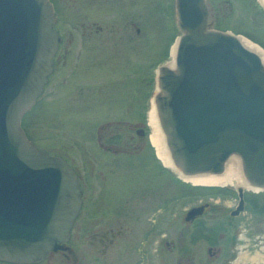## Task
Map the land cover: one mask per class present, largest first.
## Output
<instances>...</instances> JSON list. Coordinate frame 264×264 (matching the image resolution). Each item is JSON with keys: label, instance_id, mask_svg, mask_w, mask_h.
I'll return each mask as SVG.
<instances>
[{"label": "water", "instance_id": "water-1", "mask_svg": "<svg viewBox=\"0 0 264 264\" xmlns=\"http://www.w3.org/2000/svg\"><path fill=\"white\" fill-rule=\"evenodd\" d=\"M174 14L173 66L160 65L155 76L158 126L178 179L219 176L230 157L239 160L248 188L234 187L235 216L244 190L264 191V64L238 36L211 29L205 0H174ZM54 23L48 0H0V262L7 264H38L62 249L81 204L73 170L21 128L53 70ZM208 207H191L183 221Z\"/></svg>", "mask_w": 264, "mask_h": 264}, {"label": "rangeland", "instance_id": "rangeland-1", "mask_svg": "<svg viewBox=\"0 0 264 264\" xmlns=\"http://www.w3.org/2000/svg\"><path fill=\"white\" fill-rule=\"evenodd\" d=\"M51 1L56 9L58 28L63 39L59 56H64V59L55 65L54 72L35 105L23 116L21 128L37 149L45 151L49 156L66 159L78 171L81 188L86 190L87 162L97 127L106 123H132L137 118L135 115H142L140 122L143 123L144 113H147L148 121L151 109H155L153 96L157 91V67L170 62L174 41L180 35L175 25L174 0H139L135 4L114 6L109 4L108 24L121 30L126 28L128 22H133L139 28L140 36L136 38V44L133 41L130 44L124 41L117 43L111 37L107 48L108 62L103 67L88 61L85 53L88 42L80 40L78 24L88 28L92 21L87 16V5L74 0ZM205 4L211 29L229 32L245 39V36H249L264 46V4L261 0H205ZM137 44L139 45L135 47ZM76 53L81 54L78 68L75 67L74 60ZM151 171L152 168L148 167L145 171L139 169L133 174H125L124 181L131 187L137 182L143 184L150 180L155 185ZM161 172L159 170L158 174H162ZM173 175L174 199L180 198L182 192H189V195L206 192L193 189L205 186L194 185L183 177L180 180L176 172ZM236 185V179H232V183L225 186H206L227 190V194L213 197L192 196L186 202L179 200L171 216V241L175 245L179 241L183 210L188 207L208 203L210 211L203 219L226 221L229 210L236 202ZM244 192L247 198L253 196L250 190ZM259 196L262 198L259 205L264 208V194ZM248 211L246 208L235 221L237 242L233 253L231 250L225 251L223 264H264V216L254 223ZM142 225L138 224V229ZM128 226H133V223ZM187 236H183L181 248L173 247L172 254L168 256L170 261L173 264H185L184 259L188 258L191 264H214L205 255L208 245L202 240L193 243ZM139 242L133 240L122 243L118 254L107 264L140 263L139 253H135ZM149 249L156 250L155 244ZM157 249H162L161 242ZM90 258L86 259L85 264H103ZM158 258L159 256L156 264H160ZM41 264L64 263L52 258Z\"/></svg>", "mask_w": 264, "mask_h": 264}, {"label": "flooded vegetation", "instance_id": "flooded-vegetation-1", "mask_svg": "<svg viewBox=\"0 0 264 264\" xmlns=\"http://www.w3.org/2000/svg\"><path fill=\"white\" fill-rule=\"evenodd\" d=\"M49 1L55 17L52 29L58 35L60 42L53 57V70L47 83L54 72L55 65L64 59V56H59L63 39L58 28L56 9L52 1ZM74 1L86 4L87 13H89L87 16L92 19L88 28L81 23L78 24L80 40L85 39L88 42L85 53L90 63L100 67L106 66L104 63L108 62L107 48L111 37H114L117 43L124 41L130 44L133 41L136 44L138 42L139 28L135 23L128 22L126 28L120 30L108 24V17L109 4L113 6L135 4L139 0ZM76 15L79 14L76 13ZM80 59L81 54L76 53L74 58L76 68L79 66ZM144 114L143 123L140 122L142 115H135L137 118L132 123L119 122L113 125L106 123L97 127L87 162L88 188L86 190L81 188L78 171L66 159L60 157L76 175L81 191V204L67 242L60 245L62 249L49 252L46 259L38 264L48 262L52 258L64 264H85L88 257L107 264L118 254L117 251L122 243L133 240L140 241L138 247H135V253H139L140 258L138 264H156L158 256L160 264H173L168 256L172 254L171 250L174 246L182 247V238L187 235L193 243L202 240L208 245L205 249L208 261L223 264L222 258L225 256V251L231 250L233 253L237 242L235 221L241 213L247 208L249 217L254 223L264 216V208L259 205L262 199L259 195L264 194V191H251L253 196L250 198H247L246 192H243V211L232 216L231 213L238 202L236 196L235 205L229 210L228 219L224 222L203 219L210 208L191 222H184V215L191 208L188 207L183 210L181 218L183 227L179 234V241L175 245V242L170 239L173 223L171 216L175 211L176 203L179 200L186 202L190 196L189 192H182L180 198L174 199V171L170 165L165 166L156 153L157 149L152 142L154 131L150 117L147 121V113ZM148 167L152 168L151 174L154 176L155 185L151 180L143 184L137 182L132 187L126 185L125 174H133L139 169L145 171ZM159 170L162 171L160 175ZM134 222L143 225L138 229V224ZM130 223H133V226H128ZM160 242L162 249L159 251L157 247ZM153 244L156 250L149 249ZM184 262L191 264L188 258L184 259ZM0 264L7 263L0 262Z\"/></svg>", "mask_w": 264, "mask_h": 264}, {"label": "bare ground", "instance_id": "bare-ground-1", "mask_svg": "<svg viewBox=\"0 0 264 264\" xmlns=\"http://www.w3.org/2000/svg\"><path fill=\"white\" fill-rule=\"evenodd\" d=\"M264 4V0H261ZM238 40L241 43V45L246 48L247 50L255 53L259 58L261 59L262 63L264 64V51L257 45L251 43L249 40L238 36ZM173 56H174V48L172 51V62L166 63V66L171 68L173 66ZM150 117V123L153 128V136H152V142L154 146L157 149V154L160 157L161 161L165 166H169V158L168 154L165 149L164 141L162 134L160 132L157 118H156V112L155 109L152 108L149 114ZM232 158V159H231ZM171 166V165H170ZM173 171L178 174L176 169L172 167ZM232 179H236L237 185L239 187H242L243 189L248 188L244 181L242 180L241 174H240V164L239 160L233 157H230L226 164H225V170L222 175L219 176H197L192 178H186L188 182L194 184V185H201V186H225L227 184L232 183Z\"/></svg>", "mask_w": 264, "mask_h": 264}, {"label": "trees", "instance_id": "trees-1", "mask_svg": "<svg viewBox=\"0 0 264 264\" xmlns=\"http://www.w3.org/2000/svg\"><path fill=\"white\" fill-rule=\"evenodd\" d=\"M247 39H249L251 42L256 43L258 46H260L263 50H264V46L258 42H256L255 40H253L251 37L249 36H245ZM196 190H202V191H206V192H197V194L194 195H189L190 197L192 196H199V197H203V196H216V195H220V194H227V190H222V189H216V188H206V187H198V188H193ZM220 191H226V192H220Z\"/></svg>", "mask_w": 264, "mask_h": 264}]
</instances>
